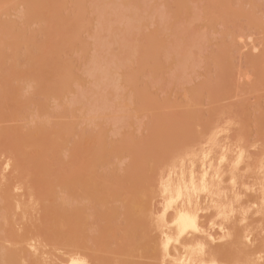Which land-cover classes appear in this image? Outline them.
Masks as SVG:
<instances>
[{
    "label": "rangeland",
    "instance_id": "1",
    "mask_svg": "<svg viewBox=\"0 0 264 264\" xmlns=\"http://www.w3.org/2000/svg\"><path fill=\"white\" fill-rule=\"evenodd\" d=\"M70 261L264 264V0H0V264Z\"/></svg>",
    "mask_w": 264,
    "mask_h": 264
},
{
    "label": "bare ground",
    "instance_id": "2",
    "mask_svg": "<svg viewBox=\"0 0 264 264\" xmlns=\"http://www.w3.org/2000/svg\"><path fill=\"white\" fill-rule=\"evenodd\" d=\"M101 4V3H100ZM134 8V7H133ZM23 9H24V7H23ZM100 10L102 9V8H99ZM105 9V8H104ZM100 10H98V11H100ZM107 11H108V9H107ZM130 10H128V12H129ZM102 12L103 11H101V13H100V15L102 14ZM122 12V11H121ZM95 14H97V13H95ZM120 15V14H119ZM103 16H104V14H103ZM123 16V15H122ZM96 17H97V15H96ZM98 18V17H97ZM99 19V18H98ZM117 19V18H116ZM100 20H102V19H100ZM78 21V20H77ZM96 22H97V20H96ZM66 23V22H65ZM99 23V22H98ZM100 24V23H99ZM98 25V24H97ZM96 25V26H97ZM95 26V27H96ZM125 26V25H124ZM67 27V26H66ZM76 27V26H75ZM75 27L73 26L72 27V25H70V27L69 28H72V29H75ZM98 28H99V26H97ZM97 29V28H96ZM68 30V29H67ZM71 30V29H70ZM99 30V29H98ZM127 30V29H126ZM73 33H74V30H71ZM122 34V33H121ZM73 34H71V36L69 37L70 38V40L73 38V36H72ZM95 36V35H94ZM72 37V38H71ZM91 37H92V35H91ZM118 37V36H117ZM250 37V36H249ZM248 37V38H249ZM68 38V39H69ZM95 38V37H94ZM93 38V39H94ZM122 38H123V36H122ZM96 39V38H95ZM116 39V38H115ZM120 39V38H119ZM97 40V39H96ZM95 40V41H96ZM249 40H252V39H249ZM70 42V41H69ZM94 43H96V42H94ZM123 43V42H122ZM97 44V43H96ZM99 44V43H98ZM97 44V45H98ZM100 46V45H99ZM123 46V45H122ZM257 46V45H256ZM256 46L254 47L255 49H256ZM95 48V47H94ZM258 48V47H257ZM132 54V53H131ZM121 55V54H120ZM178 55V54H177ZM118 57V56H117ZM178 59V58H177ZM95 60V59H94ZM95 62V61H94ZM183 62V61H182ZM117 63V62H116ZM118 67V66H117ZM119 68V67H118ZM118 68L116 69V70H118ZM96 69V68H95ZM120 69H121V67H120ZM91 70V69H90ZM99 70V69H98ZM64 71H65V69H64ZM64 71L62 70V72H60L59 74L57 73V72H55V73H57L58 75H59V78L57 77L56 78V81L58 80L59 82L60 81H62V78H63V80H65L66 79V75H64L65 73H64ZM93 71V70H92ZM91 71V72H92ZM97 71V70H96ZM119 71L120 70H118L116 73H115V76H116V78H120V79H122V76L123 75H121L120 73H119ZM103 72V71H102ZM54 73V75H56ZM90 72H88V74H89ZM108 73V72H107ZM110 73V72H109ZM101 74V73H100ZM53 74H49V76H50V78H46V79H42V81L44 80V82L43 83H45L43 86H42V84H40V86H42V87H45V92L47 93V94H55V95H60L61 94V92H60V90L62 91L63 90V88L62 89H60L59 90V87H58V84L57 85H55V82H52V79H55L54 77H51ZM94 75H96V74H94ZM112 75V74H111ZM48 76V77H49ZM57 76V75H56ZM61 76H63V77H61ZM104 76V75H103ZM108 76H110V75H108ZM61 77V78H60ZM111 77V76H110ZM91 78V77H90ZM94 78V77H93ZM105 78V77H104ZM109 78V77H108ZM61 79V80H60ZM119 79V80H120ZM102 80V79H101ZM105 80V79H104ZM118 80V79H117ZM109 81V80H108ZM116 81V80H115ZM101 82V81H100ZM104 82V81H103ZM107 82V81H106ZM117 82H119V81H116V83ZM109 84V83H108ZM97 86H99V85H97ZM100 87V86H99ZM58 88V89H57ZM43 89V88H42ZM58 91H59V94H58ZM46 93H44L45 95H46ZM48 98V97H47ZM58 99V98H57ZM99 103V102H98ZM108 107V106H107ZM60 133H62V132H60ZM58 134V133H57ZM62 136V135H61ZM55 137V136H54ZM55 140V139H54ZM56 140H57V138H56ZM64 142V141H63ZM170 158V157H169ZM159 177H160V175L158 176V179H159ZM158 179L155 181V184H154V190H156V194H157V192H158V189H157V186H158V183H159V181H158ZM214 179H217V181L219 182V179L218 178H214ZM212 181V180H211ZM95 184V183H94ZM219 184V186H220V188H222V185H220V182L218 183ZM93 188H95V186L93 187ZM94 190H96V189H94ZM189 200V204H191L192 203V201H193V198L192 197H189L188 198ZM183 201H184V199H183ZM137 206V205H136ZM151 206V205H150ZM150 208V207H149ZM149 214L151 213V209H149V212H148ZM148 216V225H152V223H153V221H155L156 223H158V224H162V221H163V218L162 217H153L152 215H147ZM45 217H47L46 215H43L42 217H38V219H40V220H42L43 218H45ZM173 219H176V220H179L178 219V217L177 216H173L172 217ZM162 225H160V227H161ZM159 227V228H160ZM190 228H196V225H192ZM186 228H184V226H182V225H179V224H175L174 226H172L171 228H167V231L171 234L170 235V237L168 238V239H170V242H171V240H173L172 242H171V245H172V248L176 251V252H178V253H181V250H184L186 247H184L183 246V241H181V238L183 239V234H184V232L186 231L185 230ZM159 253L160 254H165V251H164V248L163 247H160V251H159ZM40 264H41V262H39ZM69 264H85L84 262H82V261H70L69 262Z\"/></svg>",
    "mask_w": 264,
    "mask_h": 264
}]
</instances>
